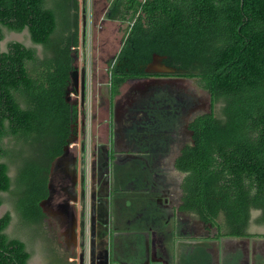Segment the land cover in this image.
Returning <instances> with one entry per match:
<instances>
[{
  "label": "trees",
  "instance_id": "16d2710c",
  "mask_svg": "<svg viewBox=\"0 0 264 264\" xmlns=\"http://www.w3.org/2000/svg\"><path fill=\"white\" fill-rule=\"evenodd\" d=\"M48 2L0 0V44L5 31L26 30L43 48L39 55L18 41L0 47V208L9 194L28 227L47 218L41 204L52 166L80 126L70 94L85 1ZM107 2L105 19L124 26L108 63L111 101L124 84L159 77L193 79L210 96L209 111L189 122L192 144L175 164L185 174L182 209L216 229L217 239L264 238L248 232L252 221L264 226V0ZM154 55L173 72H148ZM11 220L0 217V264H28L27 244L6 233Z\"/></svg>",
  "mask_w": 264,
  "mask_h": 264
},
{
  "label": "rangeland",
  "instance_id": "374dc122",
  "mask_svg": "<svg viewBox=\"0 0 264 264\" xmlns=\"http://www.w3.org/2000/svg\"><path fill=\"white\" fill-rule=\"evenodd\" d=\"M51 1L49 0L48 7H51ZM80 1L81 3L85 1L81 5V43L76 57L77 71L73 73L74 91L70 94L71 99L79 101L82 110L78 141H74L65 155L52 166L49 185L50 198L42 203L48 218H45L43 223L39 220L38 224L30 227L23 221L21 223L19 221L20 224L14 221L6 231L11 238L20 239L27 244V249L32 254L29 264H52V261L57 262L54 264H63L66 252L72 253L73 260L71 262L76 264H99V254L95 252V246L89 242L88 220L90 218V227L94 229L96 218L92 212V204L98 185L96 178L106 174V171L98 172L95 167L107 163L103 151L107 149V145L109 146L111 137L107 126L110 116H113L112 127L109 123L110 129H115L119 134L116 136L119 148L124 149L125 146H129L127 142L131 126L135 129L133 131L135 133H131V136L140 139V136H144L145 133L144 124L146 122L149 124L147 125V131H149L150 127L154 125L151 122L156 118L163 122L169 120L170 124L176 126L178 133L169 140V143L176 141V144L182 147L191 143L190 133L187 130L188 123L194 117L208 112L210 109L209 94L199 89L195 80L159 78L142 83L128 82L122 87L121 94L116 98L115 112L111 115V99L106 93L109 78L107 69L108 63L113 60L121 48L124 26L105 19L108 9L107 0ZM57 5L59 7L62 2H58ZM66 21L64 20V22ZM11 41L21 42L27 47H36L39 55L42 54L43 48L33 46L28 31L23 33L5 31V39L0 44L3 52L7 50V44ZM129 105L132 106L131 110L128 108ZM139 126H141L140 129H138ZM169 166H171V162ZM135 172L139 175L144 174L140 170ZM15 173L16 169L11 168L12 178L15 177ZM107 174L112 185L119 181L120 172L118 174L115 166H109ZM166 175L167 177L169 175L170 179L169 193L176 198L179 197L178 185L181 176L171 172ZM131 178L132 174L127 180L131 181ZM122 184L125 183L122 182ZM103 185L106 186L107 181L104 180ZM113 188L111 187L110 195L112 213L121 212L119 211L120 203H124V200L127 203L137 200L139 204L142 203L141 205L148 201L147 197L138 191L124 192L127 189H122L121 192L116 189L113 193ZM2 197L6 201V205L2 208V213H5L8 208L10 209L8 203L11 197L6 194H2ZM12 201L14 202V199ZM126 205L131 207V204ZM144 207L148 208L151 213L156 209V206L151 205ZM127 210L124 209L122 213H129ZM258 215L259 212L254 211L253 220ZM81 224L83 230H81ZM185 224L190 225L188 221H185ZM200 227L202 239H213L217 235L215 229L205 228L203 224ZM137 228L135 227V230ZM249 233L264 234V226L252 221ZM224 239L217 240L214 246L219 247L224 243L228 244L230 249H236V251L230 250L229 253L234 256L238 255L239 258L235 256V259H240L241 264L243 262L244 264H264V251H261L264 250V238H251L241 242ZM249 254L254 255L251 260H247ZM55 255H57L56 258ZM100 256L102 259V255ZM227 260L228 263H239L237 260L234 262L232 257ZM200 264H211V262L205 256ZM221 264H223L222 261Z\"/></svg>",
  "mask_w": 264,
  "mask_h": 264
},
{
  "label": "crops",
  "instance_id": "0c3cea01",
  "mask_svg": "<svg viewBox=\"0 0 264 264\" xmlns=\"http://www.w3.org/2000/svg\"><path fill=\"white\" fill-rule=\"evenodd\" d=\"M159 78L130 81V83H142ZM119 95H117L111 101V115H113V112H115L114 103ZM78 105L80 112H82L79 101ZM128 108L131 110L132 106L129 105ZM152 108L155 109V107ZM112 117L110 116V120L107 121L108 124L106 123L110 131L109 135L111 136L109 139V146L107 145V149L103 151V155L105 156L104 158L107 159V163L99 166L97 165L95 167V170H98V172L106 171V174L104 176L100 175L96 178L98 185L96 187L95 196L93 198L94 202L92 204V212H94V217L96 218L94 229L90 227V218L88 220L89 242L95 246V252H98L99 254L98 257L100 260L98 263L200 264L201 260H204L205 256H207V259L210 260L211 264H221V261L223 264H232L228 263L227 258L229 257H232L233 261L237 260V262H239L240 259H238V255H235L238 256V258L235 259V256L229 253L232 249L228 247V244L226 245L223 243L224 246H214L217 240H222L224 238L217 239L216 236H214L213 239H202L200 225L203 224L205 228H209L210 230L214 228L202 223L198 215L189 211H184L182 209V184L185 174L179 172L176 169L175 164L177 158L181 155L182 149L187 144L180 147L178 144H176V141L169 143V140L174 138L178 133L176 126H174L172 123L170 124L169 120L163 122L159 118L153 119V122L151 123L154 125L150 127L149 131H147V125L149 124L147 122L144 124L145 133L143 134L144 136H140V139L131 136V133H135L133 132L135 129L133 126H131L129 140L127 142L129 146H125L126 148L123 149L117 146L116 136H119V134L115 129H110L109 123H111V127L113 125ZM140 127L141 126H139L138 129H140ZM188 144H192V140L191 143ZM170 162L171 166H169ZM109 166H115L116 170H118V174L120 172L118 175L119 181L113 183V185L110 182L107 174L109 171ZM95 170L93 168V172ZM138 170L144 174L139 175V173L135 172ZM168 172L181 176V181L178 185L180 195L177 198L169 193L168 189L170 179L169 175L168 177L166 175ZM121 173L122 176L120 177ZM130 174H132V178L131 181H128L127 178L130 177ZM104 180L107 181L106 186L103 185ZM122 182L125 184L123 185ZM139 183L141 184L138 185ZM111 187H114L113 193L116 189L120 191L122 189H127L124 192L132 190V193L133 191H138L141 193V195L146 196L148 201L146 204L141 205L142 203L139 204L137 200H135V202L131 201L129 203L124 200L123 202L125 204H131V207L127 205L125 206L124 203H120L121 207L119 208V211L121 212L118 214L116 212L112 213L113 211L110 201ZM50 194L51 190L48 199L50 198ZM136 205H139L140 207L138 208ZM145 205H148V207L150 205L156 206V209H154V211L151 213L148 208L144 207ZM124 209H128L127 211L129 213L123 214L122 211ZM90 216L92 217V213ZM185 221H188L191 226L186 225ZM138 226L141 228H137ZM135 227L137 228L136 230ZM81 230H83L82 224ZM249 234L258 236V234ZM260 235L264 234H259V236ZM251 238L257 239L260 237ZM251 238L225 239H232L241 242L248 241ZM232 240L229 241L232 242ZM251 250L253 251V248H251ZM232 251H236V249ZM100 255H102V259ZM253 256V254H249L247 256V260H251V257ZM56 257L57 255H55V258ZM63 260V264H76L71 262L73 260L71 252H66ZM244 260L246 261V259ZM51 263L54 264L57 262L52 261ZM237 264H241V262Z\"/></svg>",
  "mask_w": 264,
  "mask_h": 264
},
{
  "label": "flooded vegetation",
  "instance_id": "af4514ba",
  "mask_svg": "<svg viewBox=\"0 0 264 264\" xmlns=\"http://www.w3.org/2000/svg\"><path fill=\"white\" fill-rule=\"evenodd\" d=\"M26 31V30H25ZM24 31V32H25ZM13 33H15V32H13ZM23 33V32H22ZM31 39V38H30ZM33 44V43H32ZM8 45V44H7ZM33 46H35L34 44H33ZM36 48V47H35ZM15 175H16V173H15ZM4 194H6V195H8V196H10L9 194H7V193H3V195ZM2 196V195H1ZM12 198H10V201H9V203H8V206L10 207V209L8 208L6 211H5V213H2V208H3V206L4 205H6V201L3 203V205L1 206V208H0V217H2V216H4L6 213H11V217H12V220H11V223H10V225L12 224V222H16L17 224L19 223V221H20V223L22 222V220H21V218H20V216L18 215V213L16 212V209H15V205H14V202L11 200ZM8 202V201H7ZM19 223V224H20ZM10 227V226H9ZM9 227L7 228V230L9 229ZM24 228V227H23ZM6 230V231H7Z\"/></svg>",
  "mask_w": 264,
  "mask_h": 264
},
{
  "label": "water",
  "instance_id": "95a60500",
  "mask_svg": "<svg viewBox=\"0 0 264 264\" xmlns=\"http://www.w3.org/2000/svg\"><path fill=\"white\" fill-rule=\"evenodd\" d=\"M162 60L163 58L158 56V55H154V60L153 63L149 65V67L147 68L148 72H156V73H171L173 72L172 69L164 66L162 64Z\"/></svg>",
  "mask_w": 264,
  "mask_h": 264
}]
</instances>
